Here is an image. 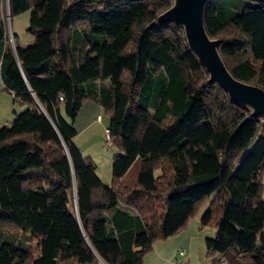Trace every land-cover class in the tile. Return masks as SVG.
I'll return each instance as SVG.
<instances>
[{
  "label": "trees",
  "instance_id": "16d2710c",
  "mask_svg": "<svg viewBox=\"0 0 264 264\" xmlns=\"http://www.w3.org/2000/svg\"><path fill=\"white\" fill-rule=\"evenodd\" d=\"M172 4L8 0L9 17L31 11L34 42L14 48L0 12V81L26 105L0 125V264H141L207 199L205 251L264 264V116L207 82L182 26H149ZM203 25L229 73L264 90V0H206ZM84 100L109 117V184L73 142Z\"/></svg>",
  "mask_w": 264,
  "mask_h": 264
},
{
  "label": "rangeland",
  "instance_id": "374dc122",
  "mask_svg": "<svg viewBox=\"0 0 264 264\" xmlns=\"http://www.w3.org/2000/svg\"><path fill=\"white\" fill-rule=\"evenodd\" d=\"M0 8L1 18L4 20L7 29L9 45L14 48V42L21 47L33 44L34 36L28 31L31 12L30 9L9 17V13L6 8V0H0ZM12 34L14 40L12 38ZM83 102L84 105L81 106L73 122L76 130L73 142L80 149L81 153L91 160L95 167V172L102 182L109 184L112 181V161L117 152V147L113 143L109 145L105 144L104 130L108 126L109 117L105 114L104 109H102L99 104L96 105L95 103H92L93 101L91 102V100H84ZM25 108L26 105L21 104L18 101H14L12 94L4 89L0 81V125H9L15 116L22 112ZM95 130L97 132H95ZM257 136L253 138L250 146L254 143ZM139 163L140 162L134 163L130 168L127 173V178H124L125 183H132L127 181H132L133 179L135 181ZM159 171V169L155 170V174H159ZM259 178L261 182L260 197L264 201V169L262 170ZM209 201L210 199L205 201L199 212L205 209V206L209 204ZM210 228H212L211 233H215V228L212 226ZM15 231L16 233H14V236L17 243L20 241V243L29 244L32 254H35L36 239L33 238L27 231L11 229V232ZM25 264H30V261Z\"/></svg>",
  "mask_w": 264,
  "mask_h": 264
},
{
  "label": "water",
  "instance_id": "95a60500",
  "mask_svg": "<svg viewBox=\"0 0 264 264\" xmlns=\"http://www.w3.org/2000/svg\"><path fill=\"white\" fill-rule=\"evenodd\" d=\"M205 2L206 0H173L172 6L159 14L149 26L170 22L182 26L189 50L208 75L207 82L217 83L230 101L249 107L252 117L264 116V90L235 79L219 55V40L207 35L203 25ZM6 8L8 10V0Z\"/></svg>",
  "mask_w": 264,
  "mask_h": 264
},
{
  "label": "crops",
  "instance_id": "0c3cea01",
  "mask_svg": "<svg viewBox=\"0 0 264 264\" xmlns=\"http://www.w3.org/2000/svg\"><path fill=\"white\" fill-rule=\"evenodd\" d=\"M92 103L98 105L96 102ZM137 162L138 160L135 163ZM203 211H198L183 228L173 235L155 240L151 249L143 256L141 264H176L182 259L177 252L180 247L185 249V257L190 264H217L218 261L225 259L217 253L205 251L206 238L213 237L215 233H211V226H201L200 217Z\"/></svg>",
  "mask_w": 264,
  "mask_h": 264
},
{
  "label": "built area",
  "instance_id": "2783aa9c",
  "mask_svg": "<svg viewBox=\"0 0 264 264\" xmlns=\"http://www.w3.org/2000/svg\"><path fill=\"white\" fill-rule=\"evenodd\" d=\"M104 139L105 144H110V136L107 129L104 130ZM178 254L182 257L180 261H177L176 264H190L189 260L185 257V249L184 248H178L177 249ZM218 264H226L224 261L219 262Z\"/></svg>",
  "mask_w": 264,
  "mask_h": 264
}]
</instances>
